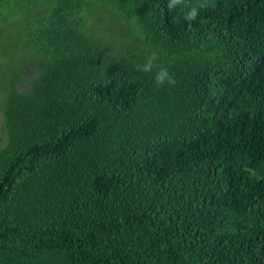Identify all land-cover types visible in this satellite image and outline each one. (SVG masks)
I'll list each match as a JSON object with an SVG mask.
<instances>
[{
  "label": "trees",
  "instance_id": "16d2710c",
  "mask_svg": "<svg viewBox=\"0 0 264 264\" xmlns=\"http://www.w3.org/2000/svg\"><path fill=\"white\" fill-rule=\"evenodd\" d=\"M0 107V264H264V0H0Z\"/></svg>",
  "mask_w": 264,
  "mask_h": 264
},
{
  "label": "clouds",
  "instance_id": "9594fccd",
  "mask_svg": "<svg viewBox=\"0 0 264 264\" xmlns=\"http://www.w3.org/2000/svg\"><path fill=\"white\" fill-rule=\"evenodd\" d=\"M192 15H195V13L193 12ZM148 67H151V65L149 64ZM145 70H148V68H146ZM166 75H167L166 73H162V74L158 75L157 76V83H163Z\"/></svg>",
  "mask_w": 264,
  "mask_h": 264
},
{
  "label": "rangeland",
  "instance_id": "374dc122",
  "mask_svg": "<svg viewBox=\"0 0 264 264\" xmlns=\"http://www.w3.org/2000/svg\"><path fill=\"white\" fill-rule=\"evenodd\" d=\"M2 113V110H1V107H0V144H1V141H2V133H3V127H2V123H1V114Z\"/></svg>",
  "mask_w": 264,
  "mask_h": 264
}]
</instances>
